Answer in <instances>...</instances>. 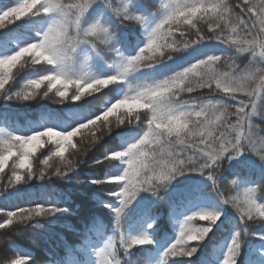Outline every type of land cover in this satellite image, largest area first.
I'll return each instance as SVG.
<instances>
[{
	"label": "snow or ice",
	"instance_id": "obj_1",
	"mask_svg": "<svg viewBox=\"0 0 264 264\" xmlns=\"http://www.w3.org/2000/svg\"><path fill=\"white\" fill-rule=\"evenodd\" d=\"M113 21L144 29L135 51L121 48ZM33 25L34 37L0 54V98L96 103L70 121L46 122L27 133L0 126L3 191L28 178L43 179L49 169L67 178L115 129L135 127L91 160V167L108 169L91 183L110 189L106 193L113 202L105 207L115 218L114 232L94 250L96 264H122L128 250L152 243L147 229L138 234L124 229L126 210L139 192L156 195L188 172L205 176L221 206H231L239 217L220 264H236L249 234L264 239V233H249L250 222L264 220V200L258 197L264 195V180H230L226 194L218 175L223 159L248 153L264 160V131L254 123L264 105V0H159L155 11L138 10L134 0H0V46L6 49L16 37L10 26ZM206 41L224 47L166 74L158 68ZM242 55L248 59L243 66L237 62ZM97 59L107 71H93ZM36 66L37 74L14 87L18 75ZM96 93L112 95L100 101ZM45 143L51 147L37 172L31 157ZM76 155L81 159L69 158ZM57 158L58 164L51 163ZM63 210L40 202L30 209L0 208V230L11 232L15 222ZM221 215L220 208L199 207L176 220L175 239L156 264L192 257ZM2 254L11 264H34L31 256L7 248Z\"/></svg>",
	"mask_w": 264,
	"mask_h": 264
},
{
	"label": "trees",
	"instance_id": "obj_2",
	"mask_svg": "<svg viewBox=\"0 0 264 264\" xmlns=\"http://www.w3.org/2000/svg\"><path fill=\"white\" fill-rule=\"evenodd\" d=\"M134 3L138 10L155 11L159 0H134ZM113 23L121 48L127 52L135 51L138 44L144 40V29L139 26L134 29L125 28L115 21ZM10 27L17 35L7 44L6 49L0 46V54L5 50H14L35 35L34 25ZM223 47L215 41H206L177 54L158 68L163 69L166 74L168 70L183 66L201 54ZM237 62L243 66L248 59L242 55ZM39 70L40 66L25 69L16 77L14 87L19 88L26 77L37 74ZM107 70L108 66L102 60L97 59L94 62L93 71L99 73ZM142 71L151 73L148 69ZM159 74L157 72L153 75ZM95 95L103 101L112 94L106 93L104 97H100L99 93ZM88 101V103L79 101L76 104L66 101L59 104L49 99L18 102L0 98V126L27 133L46 122L55 120L63 123L70 121L75 113L88 110L96 103L91 98H88ZM254 123L264 128V120L256 118ZM132 131H135V127L115 129L104 138L101 145L83 157L88 163L78 166L67 178H58L53 174V170L49 169L44 179L34 177L27 183L10 187L5 191L0 188V208L3 209L10 211H15L16 207L30 209L35 207L36 202L45 203V207L53 204L64 209L48 216H34L30 221L15 222L11 232L0 230V258H4L2 250L7 248L12 254L31 256L34 264L46 262L69 264L70 261L86 264L87 256L83 248L88 250L98 248L115 229V218L110 209L105 207L106 203L113 202V198L106 193L110 189L91 183L92 178L102 176L108 169L91 167V160L99 156L105 146L120 144ZM50 147L46 145L33 153L31 161L34 171L38 172L44 167L40 161L48 154ZM69 158L81 159L79 155ZM8 163L11 166L12 160ZM51 163L58 164V158ZM5 172H8L7 168ZM218 175L221 178V187L227 194L231 189V185L228 184L230 180L240 179L249 183L264 180V164H261L257 157L245 153L232 160L223 159ZM0 183H7V178ZM258 197L264 200V195L258 193ZM199 207L220 208L222 215L213 224L211 231L192 257L171 258L166 264H220L227 242L239 225V217L231 206H221L210 181L205 176L192 172L175 177L167 188H161L156 195L147 191L137 194L126 210L123 227L129 233L138 234L154 220L155 223L150 228L153 242L135 246L128 250L126 255L121 250V254L124 255L122 264H156L163 250L175 239L177 231L175 221ZM250 223L252 224L249 233H264V220L260 223L259 221ZM236 264H264V239L249 234L241 247Z\"/></svg>",
	"mask_w": 264,
	"mask_h": 264
},
{
	"label": "clouds",
	"instance_id": "obj_3",
	"mask_svg": "<svg viewBox=\"0 0 264 264\" xmlns=\"http://www.w3.org/2000/svg\"><path fill=\"white\" fill-rule=\"evenodd\" d=\"M261 75H264V72H262L261 73ZM229 111H230V109H229ZM256 118H259V119H261V120H264V105H259L258 106V108H257V111H256V113H255V119ZM255 126H256V130L257 131H264V128H261L259 125H257V124H255ZM258 158V157H257ZM258 160H259V158H258ZM260 161V163L261 164H264V160H259ZM0 167H3V158H0ZM221 167V166H220ZM177 176H180V175H177ZM176 176V177H177ZM56 177H58V176H56ZM44 178H45V176H44ZM43 178V179H44ZM50 178V177H49ZM58 178H63V177H58ZM39 179V178H38ZM31 180V178H28L26 181H25V183H27L28 181H30ZM261 221H259V223H260ZM0 264H11V260H10V258H6V257H4V258H0Z\"/></svg>",
	"mask_w": 264,
	"mask_h": 264
},
{
	"label": "rangeland",
	"instance_id": "obj_4",
	"mask_svg": "<svg viewBox=\"0 0 264 264\" xmlns=\"http://www.w3.org/2000/svg\"><path fill=\"white\" fill-rule=\"evenodd\" d=\"M5 25H7V22L5 23ZM115 131V130H114ZM46 145H50L48 143H45L42 147H45ZM42 147H39L37 148V150L41 149ZM36 150V151H37ZM191 212V211H190ZM145 229L148 230V232L150 233V228H147L145 227ZM144 229V230H145ZM97 248V247H96ZM95 248V249H96ZM95 249H92V250H88L86 248H83V251L85 252L86 256H87V263L86 264H96V256H95ZM39 264H52V263H49V262H46V263H39ZM69 264H83V263H79V262H74V261H70Z\"/></svg>",
	"mask_w": 264,
	"mask_h": 264
}]
</instances>
